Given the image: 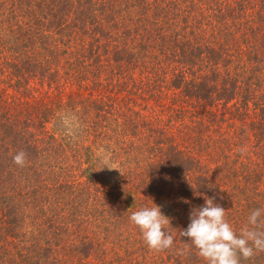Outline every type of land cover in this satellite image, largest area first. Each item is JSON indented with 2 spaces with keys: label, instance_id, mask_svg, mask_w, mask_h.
<instances>
[{
  "label": "trees",
  "instance_id": "1",
  "mask_svg": "<svg viewBox=\"0 0 264 264\" xmlns=\"http://www.w3.org/2000/svg\"><path fill=\"white\" fill-rule=\"evenodd\" d=\"M171 66L175 94L207 109L186 137L207 141L203 156L94 94L119 78L153 94ZM32 81L47 100L31 97ZM69 85L78 94L65 98ZM9 89L32 106H11L21 98ZM62 111L79 117V137L50 130ZM141 141L152 156L143 164ZM104 151L118 170L99 165ZM206 198L237 234L264 208V0H0V264H205L180 233ZM154 204L176 230L161 253L129 219ZM241 264H264V252Z\"/></svg>",
  "mask_w": 264,
  "mask_h": 264
},
{
  "label": "clouds",
  "instance_id": "2",
  "mask_svg": "<svg viewBox=\"0 0 264 264\" xmlns=\"http://www.w3.org/2000/svg\"><path fill=\"white\" fill-rule=\"evenodd\" d=\"M57 123L65 136L73 139L83 133V124L72 111L58 114ZM245 155L247 148H240ZM13 163L18 168L27 164V154L19 151L13 156ZM102 169L118 170L113 167L115 160L110 151L98 156ZM190 223L186 230L181 231L190 244L197 250L205 264H241V260H250L258 253L264 252V208L253 209L247 223L240 228L239 234L226 219V211L214 203V198H206L205 204L190 212ZM130 222L139 229L142 238L153 253H161L172 249L175 236L168 230L170 219L162 214L156 206L142 207L129 217ZM183 255V251L180 252Z\"/></svg>",
  "mask_w": 264,
  "mask_h": 264
},
{
  "label": "rangeland",
  "instance_id": "3",
  "mask_svg": "<svg viewBox=\"0 0 264 264\" xmlns=\"http://www.w3.org/2000/svg\"><path fill=\"white\" fill-rule=\"evenodd\" d=\"M213 39L214 37L202 39V43H204V41H213ZM171 68L172 66L170 68L164 69V71L167 72L165 76L163 75V71L159 72L160 78H165V80L159 81V86L157 87V89H155L153 94L148 91L149 89L147 87L144 88L145 92L142 94L138 90L136 93H129L126 88L122 87V81L125 82V79L119 78L117 76L116 79L119 78L120 81L118 82V84H116V86L109 88L110 85L107 86L106 82L104 86L100 88V90H97L98 88H96L94 94L96 97H104V99L107 100L106 102H114L121 113L125 112L127 113V115H130L132 111H129V109L131 108L135 112L139 111L145 121L150 122L151 124L156 125L157 127H165L171 129V132L176 138V142L178 143V145H180L182 150H186V153L188 154L190 151L196 156H198V154L203 156V152H205V149L207 147V141L205 143L200 142L197 137L192 134H190V137L187 138L188 140L186 139V137L191 132L190 128L195 126L194 123H198V120H202V117L206 115V113L204 112L207 109L196 100H186L185 98H182L180 95H178V93L175 94V91L172 88L173 85L171 84L170 80L173 77L172 73L174 71L177 72L178 70H171ZM139 84H141V82L138 81L137 85ZM32 85L37 88V91H34L32 93L33 96L31 97L33 99L38 97V100L40 101H42V98L47 100V98L45 97L47 96V92H50L48 86L45 85L44 87H42L40 85H37L33 81ZM3 87L8 88V85L6 83H3ZM76 88V86L69 85L67 88L64 89V97L68 98V95L71 93V90H73L72 95H77L78 92ZM8 92L10 93V96H12L13 94L14 96L16 95V98H21L19 100H13V98L8 99V102H10L11 106L16 104L21 110H26L29 108V106H32L31 103L33 99L30 98L29 94H24L22 91L15 92L13 89H9ZM53 92L54 93L52 95V98L55 99V96L57 95L58 91L54 90ZM82 96L84 97V95ZM185 107L187 111L184 109ZM227 124L228 123H225L221 126V133H228L227 136H230L232 139H234V132L231 128L227 126ZM113 125L114 122H111V126ZM217 126H219V124ZM49 128L53 132H61V129L56 120H53L52 123L49 124ZM212 131L213 134L211 136L213 137V139L211 140V144L212 146H216V140L218 139L219 133L215 132V128H213ZM203 136L205 137V135ZM144 143L145 142L143 141H141V143H137L139 144L138 152H141V157L144 158V161H142L141 164L145 163L147 160H150L152 158L150 153H148L146 146H144ZM211 157V155L206 154V158ZM205 162L207 163V161ZM161 206L162 204H158V207ZM71 230L73 231L74 227ZM169 231H171L173 235L176 236V230L174 228V225L171 227V229H169ZM90 235L94 236V230H91Z\"/></svg>",
  "mask_w": 264,
  "mask_h": 264
}]
</instances>
